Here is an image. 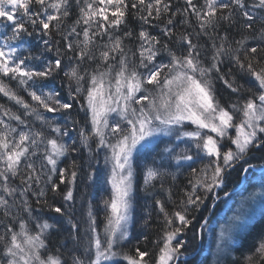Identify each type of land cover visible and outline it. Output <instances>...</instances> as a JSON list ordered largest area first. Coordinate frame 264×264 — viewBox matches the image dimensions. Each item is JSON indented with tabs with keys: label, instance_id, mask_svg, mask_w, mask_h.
<instances>
[{
	"label": "snow or ice",
	"instance_id": "1",
	"mask_svg": "<svg viewBox=\"0 0 264 264\" xmlns=\"http://www.w3.org/2000/svg\"><path fill=\"white\" fill-rule=\"evenodd\" d=\"M133 13L139 21L135 50L124 43L133 38L128 27ZM237 15L249 35L235 40L233 48L228 29ZM177 16L189 26L195 17L196 42L193 33H181L179 47L170 46ZM164 17L161 35L152 34L149 29L158 28L154 21ZM222 23L227 24L223 34ZM53 30L64 41L63 53ZM161 36L167 39L162 42ZM201 38H207L203 45ZM258 49L264 51V0H184L175 10L171 0H0V94L23 109L18 114L0 105V264H153V259L154 264H202L187 251L190 231L200 239L205 233L214 237L216 253H224L252 223L246 206L257 193L243 198L216 233L210 209L221 200L218 192L227 205L233 180L246 184L255 169L264 185V163L251 162L264 161V66L256 67L262 59ZM233 68L249 78L247 85ZM60 73L67 79V98L55 86ZM217 80L234 99L221 102ZM79 112L83 123L73 115ZM70 131L77 132L79 147H73L77 141ZM81 147L87 159L60 167ZM181 170H188V181L177 202L165 180L174 182ZM101 172L107 195L96 205L88 188ZM137 175L146 191L159 184L166 193V200L154 197L163 217L155 258L139 246L123 251L132 236ZM78 177L83 190L76 196ZM65 182L62 203H49L48 192L57 193ZM259 195L264 204V191ZM30 196L41 212L58 215H34ZM56 221L69 225L74 250L67 258L49 247L50 236L59 231ZM244 264H264V232Z\"/></svg>",
	"mask_w": 264,
	"mask_h": 264
},
{
	"label": "trees",
	"instance_id": "2",
	"mask_svg": "<svg viewBox=\"0 0 264 264\" xmlns=\"http://www.w3.org/2000/svg\"><path fill=\"white\" fill-rule=\"evenodd\" d=\"M194 2L197 4H201L203 0H194ZM171 3H172V7L174 10L177 7L182 8L184 6V0H171ZM134 15L135 14L133 13L128 17V27H130L133 31V38L126 39L124 41L125 46L131 47L133 50H135L137 43H138L135 40V34L139 31V21L133 18ZM74 18H75V15L73 16V19ZM166 19L167 17H164L161 20L154 21V23L158 25V28H150L149 31L152 34L160 36L161 35L160 29L165 26ZM190 19H191V26L183 24L181 22L182 20L181 16L175 17L174 31L176 35H174L171 38L170 46L174 48L179 47L178 37L181 33H193V40L194 42H196V37L194 33L196 31L197 21L194 16H191ZM71 23H72V20L70 19L66 22V25L71 24ZM244 23H245L244 19L240 17L239 15H237L236 24L231 29H228L229 40L233 41L232 43L233 48L237 47V45L234 43L235 40L241 39L242 35L243 36L249 35V32L243 28ZM169 27H172V26H169ZM259 27H260L259 24L254 25V28L257 29V34H258ZM226 28H227V24L222 23L219 26L218 31L221 34H223ZM66 30H67V27L65 28V31ZM79 30L80 29H78V31ZM123 30L124 29L122 26L121 32ZM117 34H121V33H117ZM52 39L54 41L59 42L61 52L63 53L64 41L61 39V36L54 30L52 31ZM69 39H76V38L69 37ZM79 39L82 40L83 37L81 36L79 37ZM166 39H167L166 37L161 36L162 42ZM206 42H207V38H201L199 40V43L202 45L205 44ZM255 43H256L255 41L249 40V46H255ZM208 46L210 48V42H208ZM49 55L55 56V51H53ZM258 56L261 57L262 59H261V64L256 65V67L264 66V51H261L260 49H258ZM72 63H75V61H72ZM68 64H69L68 60L65 59L64 60L65 70ZM85 67H94V63L93 64L86 63ZM222 71L226 72V67L223 68ZM233 75H236L237 79L240 80V82L245 83L246 85L248 84L249 78L247 77L241 78L238 71L235 68H233ZM12 85L13 87H16L15 82H12ZM66 85H67V79L63 77V73H60L55 81V86L57 87V89L61 90V96L65 98H67ZM216 89H217L218 97L221 99L222 103H224L225 101L229 99L235 98L233 94L231 93V91L227 89V87L223 84L222 81H219V80L216 81ZM17 91L19 92L20 95L24 97L26 101H28L29 103H33V104L35 103L31 101V98L27 95L25 91L19 88H17ZM0 105H5L6 107L10 108L13 112H16L18 114H23V109L19 105H16L14 101H10L6 97H3L2 94H0ZM45 115L51 118H54V119H58V116H54L51 113H45ZM73 115L75 119L81 121V123L84 122L83 112H79L78 115L73 113ZM5 119L7 118L5 117ZM26 119H31V118L26 117ZM69 135L72 138V140L77 141V144L73 145V147H79L77 132L70 131ZM65 140L71 143V141H69L67 137L65 138ZM87 155H88L87 150L81 147L79 148V152H70L69 157L63 160L60 167L69 168L71 166L72 160H76L78 163H82L84 159H87ZM258 155L259 153H257V156ZM101 161H102V155H101ZM251 162L253 164L264 163V161H260L259 159H253ZM100 167L103 168L102 162H101ZM250 171H253V170H250ZM53 179L56 180L57 183L59 182L56 177H54ZM187 181H188V170H181V174L177 176L174 182L171 179L165 180V188L169 187L170 185L173 186V199L176 200L177 202L183 195L182 189L187 185ZM16 183H18V181ZM257 184H262V183H261L260 174L255 172L254 177H250L249 181L246 184H244L243 188L240 191L232 194L231 199L228 201L230 205L226 211V214L224 215H221V211L225 205V200L227 198H224L223 200L217 202V207L215 208V218L213 219V226L215 228V232H217L219 225L222 223L224 219H226L227 215H229L235 209H237L238 205L240 204V199L244 197ZM239 185L240 184H236L235 180H233L232 184H230L229 186V191H232L233 188L234 189L238 188ZM136 186H137V193H136L137 198H136V210L134 213V224L132 227V236L130 240L125 243L123 251L134 252L135 247L139 246L141 250H148L151 253L152 257L155 258L159 247L162 246V243L157 244L154 242L159 240L162 236L163 217L158 214V210L154 203V197L156 199L166 200V193L162 189H160L159 184H157L155 188H149L146 191L143 185L142 177L140 175H137ZM105 188L106 186L104 184V173L101 172L99 180L88 188V195L93 198L94 204L98 205L101 196L107 195ZM66 190H67V182H65V184L63 185H60V189L57 193H52L51 191H49L48 196H47L48 202L61 204L63 193ZM82 190H83V185L80 183V178L78 177L77 192L74 193V195L78 196L79 192ZM218 195L220 197L223 196V192H218ZM29 199H30V202L32 203L33 208L36 209L34 215L43 216L44 218L56 217L58 215L54 212H49L47 209L41 212L40 206H38L35 203V197L30 196ZM76 208L78 210L80 209L79 203L76 204ZM171 210H172L171 205H169V211L171 212ZM210 210L212 211V209ZM23 215L24 214L21 212V216ZM76 215H77V218H79L80 212L78 211ZM205 215H207V213H205ZM102 219H103V213L101 212L98 217V222L101 221ZM146 219L148 221L147 224H145ZM56 223L59 228V231L53 232L52 235L50 236L49 247L53 251H55L56 249H59L60 252L64 253L65 258H67L68 256L73 254V250H74L73 240L69 237V225L67 224L66 221H56ZM13 226L16 227L15 224ZM33 230L35 229L33 228ZM256 230L254 227L246 237H252L253 232L255 233ZM73 234L75 235V232ZM144 235H146L148 238L146 243L142 239ZM207 236L209 235L205 233L204 238L200 239L196 236H193L191 231L188 232L187 235L185 236V239L190 241V243L187 246V251L192 253L193 258L198 262H202V264L206 261L205 257L207 258V255H206L207 251H205ZM246 241H248L247 238L242 239V242L240 243V245L234 248L233 253L221 258L217 264H244L245 255L249 254L254 249V247L250 248V250L246 254L241 253L242 247L244 245L243 243ZM61 245H65V247H60ZM75 254L79 255L80 253L76 252ZM122 264H126V263H122ZM153 264H154V259H153Z\"/></svg>",
	"mask_w": 264,
	"mask_h": 264
},
{
	"label": "rangeland",
	"instance_id": "3",
	"mask_svg": "<svg viewBox=\"0 0 264 264\" xmlns=\"http://www.w3.org/2000/svg\"><path fill=\"white\" fill-rule=\"evenodd\" d=\"M181 146H183V145H181ZM261 191H264V185L257 184L244 197H242L240 199V202H241V200L243 198L248 197L250 194L257 193L255 202L249 201L247 206H246L247 212L252 217H254V219H253L252 223L249 225V227L246 230L241 231L238 234V236L236 237V242L234 244H232V245H229L228 249L224 253L217 254L216 253V249H215V238L207 236L206 247H205V251H207L206 252L207 258L205 257L206 261L203 264H217L220 261L221 258H223V257H225V256H227L229 254H232L234 248L237 247L238 245H240V243L242 242V239H244V238H247L248 241L243 243L244 245L242 247L241 253L246 254V253H248L250 248H253V247H255L257 245V243H258V241H259V239L261 237L262 232H264V224H262V220H264V204H262L260 202L261 201V196L259 195V193ZM229 205H230L229 202H228L227 205L226 204L224 205V207H223V209L221 211V215L226 214V211H227ZM237 209H238V207H237ZM237 209H235L230 215H228L226 217V219H224L222 221L221 224H224L228 220L229 217H231L234 213H236ZM256 226L258 228H260L259 233H257V232L254 233L253 232L252 237H246L254 227H255V230H256ZM218 232H219V228H218L216 233H218ZM122 263H126V262H123L122 260H117V261L112 262V264H122Z\"/></svg>",
	"mask_w": 264,
	"mask_h": 264
},
{
	"label": "bare ground",
	"instance_id": "4",
	"mask_svg": "<svg viewBox=\"0 0 264 264\" xmlns=\"http://www.w3.org/2000/svg\"><path fill=\"white\" fill-rule=\"evenodd\" d=\"M219 192H222V191H219ZM217 202H218V201H217ZM212 212L215 213V208L212 209ZM230 214H231V213H230ZM230 214H229V215H230ZM227 216H228V215H227ZM214 218H215V216H214ZM214 218H211V219H214ZM256 229H257V227H256ZM259 230H260V228H258L255 232L259 233Z\"/></svg>",
	"mask_w": 264,
	"mask_h": 264
},
{
	"label": "water",
	"instance_id": "5",
	"mask_svg": "<svg viewBox=\"0 0 264 264\" xmlns=\"http://www.w3.org/2000/svg\"><path fill=\"white\" fill-rule=\"evenodd\" d=\"M242 186H243V184H241V185L235 190V192L238 191V190H240V189L242 188Z\"/></svg>",
	"mask_w": 264,
	"mask_h": 264
}]
</instances>
